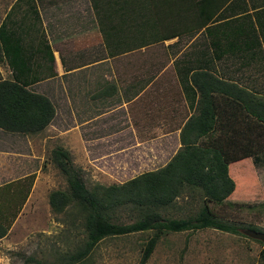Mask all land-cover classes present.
Wrapping results in <instances>:
<instances>
[{
	"label": "crops",
	"instance_id": "1",
	"mask_svg": "<svg viewBox=\"0 0 264 264\" xmlns=\"http://www.w3.org/2000/svg\"><path fill=\"white\" fill-rule=\"evenodd\" d=\"M87 1L0 0V81L17 78L52 103L55 118L62 112H70L74 121L83 118L80 125H91L94 142L118 136L117 142L129 148L128 143H140L142 134L158 135L154 142L161 145L159 159L165 161L141 174L171 161L182 148L184 126L202 108L209 115L200 131L219 136L224 149H264V124L255 118V105L264 102V0H232L234 29L220 27L212 34L206 29L222 21L202 26V13L211 12L207 0ZM100 5L108 10L100 11ZM199 37L203 45L195 46ZM212 37L219 40L218 60ZM159 45L165 62H159ZM228 58L235 64V79L228 77ZM196 73L236 87L227 94L223 85L220 92H209L211 103L200 102L197 84L206 77ZM45 130L21 134L0 129V149H33ZM70 132L59 131V137ZM241 161L254 166L252 158Z\"/></svg>",
	"mask_w": 264,
	"mask_h": 264
},
{
	"label": "rangeland",
	"instance_id": "2",
	"mask_svg": "<svg viewBox=\"0 0 264 264\" xmlns=\"http://www.w3.org/2000/svg\"><path fill=\"white\" fill-rule=\"evenodd\" d=\"M100 8L102 12L108 10L101 5ZM201 40L197 38L194 45H203ZM158 49L159 57H163L159 62L167 61L162 45ZM225 61L228 77L233 78L235 64L229 58ZM216 65L219 67V62ZM69 113L54 116V127L48 125L44 129L33 149L23 146L0 149V215L8 220L3 225L10 223L6 236L0 239V264H67V258L87 241L85 220L80 217L83 213L71 207L56 213L49 204L52 192L68 188V176L53 159L57 149L69 154L73 168L81 172L88 190L121 185L165 161L159 159L161 145L154 142L158 135L142 134L140 143H128L129 148L123 142L118 143L116 135L111 141L94 142L91 125L84 128L80 125L83 118H77L80 126L76 128V121ZM66 130L71 132L60 138L59 131ZM258 156L260 162L255 167L245 161L231 165L228 170L234 192L222 204H206L221 220L245 226L238 235L214 229L166 233L158 238L146 264H264L261 256L264 244L243 233L249 230L247 226L264 233V154ZM155 161L160 162L155 165ZM198 191L186 188L170 206L159 207L156 212L169 219L191 218L204 205ZM144 213L133 206L122 207L112 213V222L131 224ZM153 236L154 232L150 231L105 238L77 264H139L142 250Z\"/></svg>",
	"mask_w": 264,
	"mask_h": 264
},
{
	"label": "trees",
	"instance_id": "3",
	"mask_svg": "<svg viewBox=\"0 0 264 264\" xmlns=\"http://www.w3.org/2000/svg\"><path fill=\"white\" fill-rule=\"evenodd\" d=\"M93 1V0H92ZM205 7L211 12L202 16V26L214 24L208 27L209 34L214 33L220 27L234 29L237 20L234 2L232 0H207ZM95 3V0L93 1ZM231 2V5H227ZM203 1L199 3V9L203 8ZM96 7V5H95ZM94 7V8H95ZM210 11V10H209ZM221 11L220 15H216ZM220 21V22H221ZM210 22V23H209ZM252 27V26H251ZM1 30V27H0ZM217 34V32H216ZM235 39L228 45L234 44ZM229 43V42H228ZM213 57L219 59V40L212 37ZM227 51V50H225ZM225 53V52H224ZM204 75L206 79L203 85H198L200 102L211 103L209 92L223 90L230 94V87L221 82L215 76L208 73H196L194 76ZM27 86L17 78L14 81H0V129L5 132L36 134L42 132L53 120L55 110L52 103L28 90ZM241 91V90H240ZM205 92V93H204ZM258 115L255 118L264 124V102H258ZM250 112V108H248ZM209 112L200 109L199 116L190 119L184 126L180 135L182 148L164 167L157 171L143 173L134 179L121 185L109 187H97L88 190L80 171H76L66 151L57 149L54 151V161L68 176V188L66 191H55L49 195V204L56 213H63L68 208L83 213L88 237L86 243L73 255L67 258V264H77L84 261L99 242L108 237H121L134 233L154 232L142 250L139 264H146L152 255L158 238L166 233L196 232L204 229H214L220 232L238 235L242 227L235 223L225 222L213 215L206 205L209 202L222 204L234 192V182L229 176L230 164L252 158L255 165L259 162L258 154L263 152V147L238 151L228 150L220 144V137L207 135L200 131V125L207 119ZM213 116V114H211ZM261 127H264L260 124ZM206 138V139H205ZM197 189L203 197V206L198 213L186 219H169L161 217L156 212L159 207L170 206L183 193L184 190ZM198 191V192H199ZM133 206L145 211L142 218L131 224H117L112 222V213L119 208ZM77 212V213H78ZM3 219V220H2ZM8 220L0 215V239L6 236L9 229L3 222ZM2 222V223H1ZM257 231L254 227H246ZM264 247V245H263ZM264 259V248L261 251Z\"/></svg>",
	"mask_w": 264,
	"mask_h": 264
},
{
	"label": "water",
	"instance_id": "4",
	"mask_svg": "<svg viewBox=\"0 0 264 264\" xmlns=\"http://www.w3.org/2000/svg\"><path fill=\"white\" fill-rule=\"evenodd\" d=\"M247 237L261 241L264 244V233L257 232V231H252V230H246L243 232Z\"/></svg>",
	"mask_w": 264,
	"mask_h": 264
}]
</instances>
